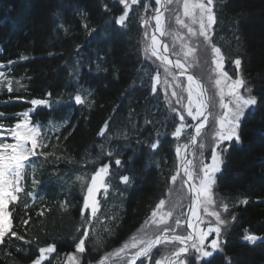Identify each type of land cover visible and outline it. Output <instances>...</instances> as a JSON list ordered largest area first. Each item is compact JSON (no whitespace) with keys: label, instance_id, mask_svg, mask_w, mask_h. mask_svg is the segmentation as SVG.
Returning a JSON list of instances; mask_svg holds the SVG:
<instances>
[{"label":"trees","instance_id":"16d2710c","mask_svg":"<svg viewBox=\"0 0 264 264\" xmlns=\"http://www.w3.org/2000/svg\"><path fill=\"white\" fill-rule=\"evenodd\" d=\"M146 2L133 5L126 27H120L114 18L123 6L114 0H0L1 59L6 65L14 62L0 82V95L50 99L53 109L43 110L45 115H71L66 131L45 142L42 152L48 159L42 157L27 168L12 223L24 240L10 239V256L0 246V264H31L39 248L50 244L60 254L74 250V238L78 241L83 234L77 228L90 217V210L81 216L86 188L76 177L90 182L107 152L124 160L131 184L115 202L99 204L101 224H92L86 258L95 260L101 251L117 246L166 197L178 164L177 141L162 136L176 126L165 114L160 95L151 90L155 65L144 55L141 22L148 16ZM215 10L214 40L229 59H242V69L261 98L257 114L243 125V147L228 154L219 181V194L231 201L230 215L236 214L223 255L231 257L232 264H264V242L250 246L239 241L245 228L264 235V0H216ZM81 11L89 28L96 29L92 35L82 27ZM61 22L69 27L67 33L58 27ZM6 80L12 81L11 92ZM78 91L91 93L90 107L74 106ZM27 107L14 103L2 111L14 115ZM106 120L109 129L99 136ZM154 138H161L155 151L149 147ZM243 200L248 203H240ZM44 264L61 262L53 253ZM212 264H222V256H215Z\"/></svg>","mask_w":264,"mask_h":264},{"label":"snow or ice","instance_id":"6c2138e0","mask_svg":"<svg viewBox=\"0 0 264 264\" xmlns=\"http://www.w3.org/2000/svg\"><path fill=\"white\" fill-rule=\"evenodd\" d=\"M123 6V12L119 17L114 18V23L120 27H126V23L129 19V12L133 5L138 3V0H114ZM174 0H155L157 5L154 10L156 31L160 36H164L167 33L163 30V17L164 12L168 11V5L173 3ZM147 8L148 6L145 5ZM163 9V11H162ZM216 0H183V15L191 19L193 24L198 23V32L193 29L189 24L185 23L179 15L176 16V23L183 28H186L188 33L192 36L203 37L204 41L211 48V52L214 53L212 63L215 65L213 71L219 70V77L215 80V86L219 89V106L223 110L222 114L218 117H213L209 122V117L212 116L211 107L208 101H197L196 110L193 112V86L197 90L198 96L204 95V90L201 84L194 79L192 75L187 76L188 80V100L189 104L186 107L187 115L193 120H198L196 125H190L185 122L184 115H179V125L175 127V131L172 133L174 137L179 141L185 134L186 129L193 128L194 131L187 136V142L184 144H177L176 156L178 164L176 166L175 173L171 176V183L175 184L180 180L181 187L187 186L189 193V212L191 217H195V223L187 214L183 212V206H179V209L173 208L172 210L162 211L166 206V200L161 199L155 208L152 210L150 216L141 225L137 233L133 234L119 249H116L113 253L106 254L98 264H109L112 256L117 258H123L127 255L128 250L135 249V252L126 260L125 264H136V261L140 258L151 261L153 255V249L157 245H164L166 243L178 242L179 247L170 255H165L161 259L155 260V264H193L192 256L194 252L195 264H212L213 259L217 255L222 256V264H232L231 257L223 255L224 244L223 232L227 227L229 221L225 220L221 216V211L216 210L218 207L223 212L228 211V204L221 202L217 205V201L214 198L212 189L216 184V175L222 173L223 166L225 164V155L233 148V146L242 145L241 131L242 121L246 119L247 115L256 111L257 107L261 103V98L253 95V89L247 87L246 81L239 74L235 79H232L227 72L223 69V54L221 49L211 44V36L209 30L217 23L216 17ZM103 10L105 12L110 11L107 4H103ZM81 19L84 21L82 27L85 29L88 35H92L96 32L95 28H89L86 22L87 14L83 11L79 13ZM143 24L147 25L149 21L142 20ZM66 33L69 31V27H66L64 23L58 25ZM147 36V32H145ZM182 39V38H181ZM160 40L153 34L151 36V43L145 48V53H151L152 56L157 57L164 66L165 73L171 74L167 68V64H171L168 55L159 54L158 48ZM79 47V46H77ZM185 51L183 52V58L186 62L191 58V62L187 64L188 67H192L196 62L195 55L197 49L195 47L183 45ZM167 45L164 46L163 51L167 52ZM26 59V57H22ZM14 62L8 61L7 65L0 64V67H10ZM237 71L239 72L241 59L237 58L233 61ZM175 67L184 69L185 64H182L180 59L175 61ZM183 74V73H181ZM5 73L0 71V77H4ZM153 80L151 90L153 93L157 92V84L160 83L159 73L157 76L150 77ZM167 83V80L164 81ZM7 91L11 92L12 81H5ZM19 84V81L16 82ZM227 87V93H225L224 87ZM4 85H0L3 87ZM23 87V85H21ZM243 89V92L241 91ZM91 95L87 92L84 95L80 94V91L74 96V101L78 105L87 104L91 106V102L88 97ZM173 96L177 93L174 91ZM225 95L229 97V100L225 102ZM180 100H177L179 103ZM33 105L47 104V100H32ZM115 111V109H114ZM173 112L178 110L173 108ZM25 117L24 122H19L13 126H5L0 124V139H7L5 133H8L15 142L14 143H0V246H4L7 255H11V252L7 251L10 246V239L16 238L17 240H24V237L19 236L16 231L12 229V221L9 219L11 213L8 211L10 203L18 202V194L23 192L24 189L20 186V181L23 180L25 169L31 164V158H38L43 156L45 160L48 159V155L42 151L38 152V149L47 147L45 141L47 140V133L41 132L40 126H29L27 118L29 112L22 114ZM3 113H0V120L5 119ZM200 118H203L200 120ZM206 126L212 127L211 139L212 145L210 147L211 158L210 162H205L202 158L204 151L207 149V145L203 139V130ZM109 129V121H105L104 125L98 132L99 136H105ZM126 137V133H122ZM198 138L199 142H198ZM150 149L155 151L159 147V140L149 145ZM192 147L195 151L200 153L197 157L195 152L192 153V158H189V149ZM54 155V153H53ZM106 155L111 158L114 153L107 152ZM71 162V161H69ZM115 165L122 167L123 162L121 159H115ZM110 176V165L104 164L97 169L90 178V182L84 177L77 176L76 180L81 182L82 189L86 188V193L83 198V207L81 208V216L84 217L90 210V217L84 223L77 228V233L83 234L79 237L78 241L74 238L75 252L67 254V259L64 264H80L79 254H83L86 251L85 243L90 238L92 218H96L98 212V201L96 194L103 190V193L107 195L109 185L105 182V178ZM186 177V179H185ZM121 181L125 184L131 183L130 176L120 177ZM37 183L33 179V184ZM169 194H171V187L169 188ZM28 197H32L33 193H27ZM242 204H247V200L240 201ZM27 208L28 205L25 204ZM61 208L67 210L65 204H61ZM203 212L205 216L213 217L207 221L206 230L200 228V224L205 223L198 214L199 211ZM40 215H43L41 212ZM159 216V219L157 217ZM184 217V222L187 228L193 229L192 233L187 236L176 235V228L181 225L180 217ZM169 218L175 219V227L168 225ZM235 216L232 217L234 221ZM24 224H28V220L22 221ZM154 226L161 231V235H155L154 238H146L145 229ZM141 233H145L141 235ZM167 233H171L170 235ZM214 234V238L206 243L209 236ZM243 240L249 244H255L257 241L264 240V237L257 236L245 230L243 234ZM190 242V243H189ZM56 246L54 244L47 245L39 248V255L36 259L32 260L31 264H44L47 259V255L54 253ZM21 251V249H17Z\"/></svg>","mask_w":264,"mask_h":264},{"label":"rangeland","instance_id":"374dc122","mask_svg":"<svg viewBox=\"0 0 264 264\" xmlns=\"http://www.w3.org/2000/svg\"><path fill=\"white\" fill-rule=\"evenodd\" d=\"M222 87H224V90L226 88V84L225 85H222ZM225 93H227V91H225ZM229 98L227 95H225V100ZM199 101V97L197 95V93L195 91H193V104H192V107H193V112L195 113V110H196V102ZM189 102L187 103V106H188ZM222 113V109L220 108L219 106V97L217 98V102L214 103L213 105V117H218L220 114ZM162 211H167V207L165 206V208L162 210ZM199 215L201 217V211H199ZM159 217V216H158ZM157 217V218H158ZM205 222H207L209 219H203ZM201 228V227H200Z\"/></svg>","mask_w":264,"mask_h":264},{"label":"bare ground","instance_id":"6f19581e","mask_svg":"<svg viewBox=\"0 0 264 264\" xmlns=\"http://www.w3.org/2000/svg\"><path fill=\"white\" fill-rule=\"evenodd\" d=\"M188 216L191 217V213H190V212H189ZM191 219H192L193 222L195 223V217H191Z\"/></svg>","mask_w":264,"mask_h":264},{"label":"water","instance_id":"95a60500","mask_svg":"<svg viewBox=\"0 0 264 264\" xmlns=\"http://www.w3.org/2000/svg\"><path fill=\"white\" fill-rule=\"evenodd\" d=\"M162 11H163V9H162Z\"/></svg>","mask_w":264,"mask_h":264}]
</instances>
